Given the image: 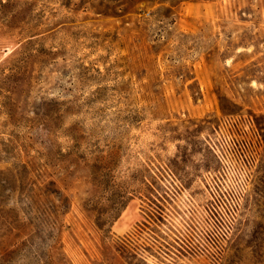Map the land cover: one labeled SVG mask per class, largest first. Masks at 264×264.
<instances>
[{
    "label": "rangeland",
    "instance_id": "1",
    "mask_svg": "<svg viewBox=\"0 0 264 264\" xmlns=\"http://www.w3.org/2000/svg\"><path fill=\"white\" fill-rule=\"evenodd\" d=\"M0 264H264V0H0Z\"/></svg>",
    "mask_w": 264,
    "mask_h": 264
},
{
    "label": "trees",
    "instance_id": "2",
    "mask_svg": "<svg viewBox=\"0 0 264 264\" xmlns=\"http://www.w3.org/2000/svg\"><path fill=\"white\" fill-rule=\"evenodd\" d=\"M5 253H6V252H5ZM5 253H4V254H5Z\"/></svg>",
    "mask_w": 264,
    "mask_h": 264
}]
</instances>
